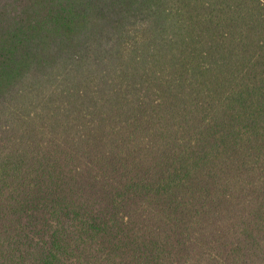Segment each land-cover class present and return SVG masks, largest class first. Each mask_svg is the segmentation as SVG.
<instances>
[{
  "label": "trees",
  "instance_id": "obj_1",
  "mask_svg": "<svg viewBox=\"0 0 264 264\" xmlns=\"http://www.w3.org/2000/svg\"><path fill=\"white\" fill-rule=\"evenodd\" d=\"M0 264H264V0H0Z\"/></svg>",
  "mask_w": 264,
  "mask_h": 264
}]
</instances>
